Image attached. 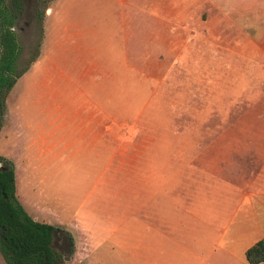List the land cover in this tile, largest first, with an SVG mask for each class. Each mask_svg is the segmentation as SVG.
<instances>
[{"label":"rangeland","instance_id":"1","mask_svg":"<svg viewBox=\"0 0 264 264\" xmlns=\"http://www.w3.org/2000/svg\"><path fill=\"white\" fill-rule=\"evenodd\" d=\"M67 1L19 0L14 30L22 46L16 67L20 76L5 98L0 156L13 162L17 197L30 214L29 203H38L57 214L64 224H74L85 215L90 226L101 227L94 238L75 247L76 254L74 249L66 257L67 263L163 264L164 247L156 239L160 233L150 229L148 235L146 218L135 216L122 226L116 218L115 163H186L195 179L202 178L204 193L209 190L206 186L212 178L211 171L226 178L228 96L236 94L237 85L242 90L244 79L257 83L261 80L264 87V62L262 69L249 68L250 58L264 61V37L259 39L264 24L244 29L243 0H236L234 17L228 18L234 22L227 23L222 12L215 10L204 15L201 25H192L199 29L195 36L188 34L186 40L174 41L176 46L172 48L152 50L144 49L137 31L125 39L120 25L121 8L113 0ZM8 3L14 7V0ZM51 8L53 14L49 16ZM39 13L43 19L38 18ZM68 16L82 18L84 24L96 23L101 30L100 37L93 34L90 40L102 51L94 58L105 59L108 69L105 84L100 89L93 88L96 94L100 90L101 96H106L107 149L99 152L90 146L59 147L60 152L39 156L30 150L28 139L39 128L49 129L51 89L45 86L47 73L42 71V65L34 68L33 63L40 62L43 55L47 18L56 26L48 45L56 48L64 39L62 26L69 21ZM246 31L251 32V38ZM126 48L134 55L126 56ZM47 56L46 53L41 61H47ZM176 213L172 207L171 216L178 218L179 226ZM136 225L140 228L138 234L131 231ZM198 225L205 228V223ZM172 236L175 244L167 249L165 264H226L213 258L195 260L191 249L180 248V241L195 239L189 226L187 234L182 235L174 226ZM140 242L146 247L152 242L160 261H148V250L135 248ZM0 264H7L1 253Z\"/></svg>","mask_w":264,"mask_h":264},{"label":"crops","instance_id":"2","mask_svg":"<svg viewBox=\"0 0 264 264\" xmlns=\"http://www.w3.org/2000/svg\"><path fill=\"white\" fill-rule=\"evenodd\" d=\"M113 1L121 8L120 25L125 31V39H130V33L137 31L139 40L144 41V49L152 50L157 47L172 48L176 46L172 44L174 41L186 40L188 34L195 36L199 29L192 28V25H201L204 15H210L215 10L222 12L227 23L234 22L228 18L234 17L236 2ZM67 2L74 3L72 0ZM99 4L102 6L105 2ZM241 5L244 29L264 24V0H243ZM50 12L49 16L53 14V8ZM68 19L67 24L62 26L63 41L58 47L51 48L48 40L56 26L47 18L43 55L40 62L33 63L34 68L42 65V71L47 73L45 86L51 89L48 93L51 94L52 109L49 129L40 126L42 128L34 133L33 138L28 139L31 140L30 150L39 156L52 154L55 150L60 152L62 149L59 147L81 149L90 146L99 149V152L107 149L106 96H101L100 90L96 94L93 88L100 89L101 84H105L108 69L105 59L94 58L101 56L102 51L98 44L90 40L93 34L100 37L101 30L96 23L84 24L82 18L68 16ZM245 34L251 38V32L246 31ZM262 37L264 33L259 39L262 40ZM124 52L126 56L134 55L128 48ZM46 53L49 59L41 61ZM145 54L148 55L149 51ZM255 60L249 59L252 62L250 70L257 66L262 69L264 61L258 58L255 63ZM239 88L237 85L236 94L233 90V95L228 96L229 156L226 178L218 175L219 172L211 171L207 193L203 192L202 178L195 179L194 174L188 172L186 163H129V166L127 163H115L116 218L121 226L133 221L135 216L146 218L149 222L146 228L148 235L150 229H157L160 233L156 239L164 247L163 264L167 262V249L175 244L172 236L174 226L178 227L179 235L187 234L188 226L194 231L193 241H180V248L191 249L194 259H220L226 264H249L247 249L264 237V87L261 80L257 83L244 79L242 90ZM173 184L178 185L173 187ZM204 199L207 200L202 202ZM29 206L31 214L28 213L35 219L49 222L44 219L50 218L54 222L49 223L70 232L75 247L100 232L101 227L90 226L85 215L75 220L74 224L70 222L67 225L56 218L57 214L38 203H29ZM172 207L180 217V228L176 223L178 218L171 216ZM201 223H205V228L198 225ZM131 231L138 234L139 225L132 226ZM136 247L148 250V261L154 258L160 261L152 242L147 247L141 242L136 243Z\"/></svg>","mask_w":264,"mask_h":264},{"label":"trees","instance_id":"3","mask_svg":"<svg viewBox=\"0 0 264 264\" xmlns=\"http://www.w3.org/2000/svg\"><path fill=\"white\" fill-rule=\"evenodd\" d=\"M12 7L8 0H0V120L7 93L20 76L16 67L22 46L14 30L19 0ZM38 18L43 19V14ZM16 192L15 166L0 156V253L4 260L7 264H70L65 259L74 252L73 235L32 217ZM246 258L249 264L264 263V237L247 249Z\"/></svg>","mask_w":264,"mask_h":264},{"label":"bare ground","instance_id":"4","mask_svg":"<svg viewBox=\"0 0 264 264\" xmlns=\"http://www.w3.org/2000/svg\"><path fill=\"white\" fill-rule=\"evenodd\" d=\"M51 11V9H49V12Z\"/></svg>","mask_w":264,"mask_h":264}]
</instances>
